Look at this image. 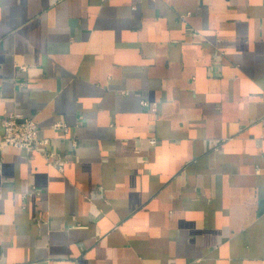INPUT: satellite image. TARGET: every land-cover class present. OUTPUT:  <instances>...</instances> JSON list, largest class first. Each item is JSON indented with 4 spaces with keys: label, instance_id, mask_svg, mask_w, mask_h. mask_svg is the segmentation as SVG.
Returning <instances> with one entry per match:
<instances>
[{
    "label": "crops",
    "instance_id": "crops-1",
    "mask_svg": "<svg viewBox=\"0 0 264 264\" xmlns=\"http://www.w3.org/2000/svg\"><path fill=\"white\" fill-rule=\"evenodd\" d=\"M11 113L0 264H264V0H0Z\"/></svg>",
    "mask_w": 264,
    "mask_h": 264
},
{
    "label": "built area",
    "instance_id": "built-area-1",
    "mask_svg": "<svg viewBox=\"0 0 264 264\" xmlns=\"http://www.w3.org/2000/svg\"><path fill=\"white\" fill-rule=\"evenodd\" d=\"M19 69L23 70L24 67ZM1 125L3 132L0 134V161L5 146L23 149L30 156L40 155L51 165H58L62 161L57 153L49 149V139L40 138L38 126L33 119L11 113L2 118ZM55 126L59 127L61 124ZM151 142L154 143L155 140Z\"/></svg>",
    "mask_w": 264,
    "mask_h": 264
}]
</instances>
